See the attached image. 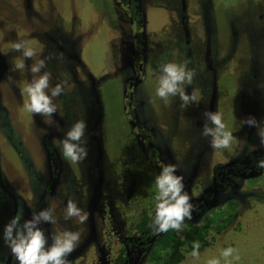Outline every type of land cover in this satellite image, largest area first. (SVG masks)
I'll use <instances>...</instances> for the list:
<instances>
[{"label": "rangeland", "instance_id": "rangeland-1", "mask_svg": "<svg viewBox=\"0 0 264 264\" xmlns=\"http://www.w3.org/2000/svg\"><path fill=\"white\" fill-rule=\"evenodd\" d=\"M120 1L0 0V260L8 247L4 226L52 207L57 223L41 225L49 243L52 233L65 229L81 234L69 264H113L128 238L142 234L135 229L142 212L150 227L154 178L175 164L193 205L191 219L223 211L232 216L219 234L211 233L198 257L186 253L179 264H264V169L256 166L264 146L257 130L241 123L249 115L264 123V0H130L137 6L133 22L128 2ZM18 40L39 53L24 61V70H14L23 59L11 49ZM140 45L142 80L133 109L136 127L152 137L145 152L126 117L127 84L137 79ZM45 58L42 72L51 73V85L66 81L64 93L54 98L59 108L51 125L23 107L29 68ZM185 60L197 72L186 89L197 103L187 108L179 97L164 101L155 94L158 65ZM205 111L223 114L235 138L229 148L213 149L201 135ZM81 119L88 156L73 164L59 142ZM50 156L58 158L62 181L45 193L56 178ZM69 198L89 213L85 224L63 219ZM131 244L130 264H141L154 243ZM229 247L235 251L225 260L220 253ZM12 264H18L14 256Z\"/></svg>", "mask_w": 264, "mask_h": 264}, {"label": "clouds", "instance_id": "clouds-1", "mask_svg": "<svg viewBox=\"0 0 264 264\" xmlns=\"http://www.w3.org/2000/svg\"><path fill=\"white\" fill-rule=\"evenodd\" d=\"M11 49L20 52L23 57L16 63L14 70H24L25 60H31L39 53L26 46L24 40L12 43ZM46 59H37L31 64L29 71L31 80L26 84L23 91L27 99L23 104L24 109L34 115L45 117V123H53L52 116L58 112L59 106L54 103V98L62 95L65 91L66 81L51 85L52 75L43 71L46 67ZM190 61L185 60L179 64L175 62H162L158 65L156 95L164 101L170 97H179L182 107L187 108L197 103V97L187 92V86L193 84L197 75L195 68H188ZM11 79V77H9ZM204 123L201 135L210 138L209 143L213 149H227L234 141L231 131L226 130L223 114L219 111H205ZM242 125L254 127L261 146H264V123L257 121L251 115L242 119ZM87 124L84 120L75 121L65 132L59 142V148L63 158L73 164H78L88 156L86 147L87 140L85 131ZM257 167L264 169V159L257 161ZM178 169L175 164L164 165L154 178L155 209L150 227L154 234L167 232L168 230L182 231V224L186 219H191L193 205L189 195L184 190L183 176L177 175ZM65 221L75 220L79 224H85L89 213L77 206V203L69 198L62 213ZM56 224L57 217L52 207L33 212L28 220L21 222L20 217H14L3 229V239L16 258L18 264H69L67 256L78 246L81 240L79 231L62 230L58 233L45 235L42 224ZM199 242L192 244L191 256H199ZM229 247L221 250V257L227 260L234 253ZM208 264H220L219 259H211Z\"/></svg>", "mask_w": 264, "mask_h": 264}, {"label": "trees", "instance_id": "trees-1", "mask_svg": "<svg viewBox=\"0 0 264 264\" xmlns=\"http://www.w3.org/2000/svg\"><path fill=\"white\" fill-rule=\"evenodd\" d=\"M129 4H127V12L134 19L137 17V6L133 1L132 4ZM137 26H139V23H137ZM139 41L141 42V38ZM218 215L212 216L210 213H203L197 218L186 219L182 224L181 232L170 229L167 232L160 233L153 242V247L142 264H153L154 262L155 264H179L184 260L186 253L192 252V244L194 241L199 242V251L203 250L213 240L211 233L219 234L232 220L230 211H223ZM148 223V213L142 212L138 223L135 225V229L140 233H145L141 236L142 239L151 232ZM125 258V248H121L114 258L113 264H124Z\"/></svg>", "mask_w": 264, "mask_h": 264}, {"label": "flooded vegetation", "instance_id": "flooded-vegetation-1", "mask_svg": "<svg viewBox=\"0 0 264 264\" xmlns=\"http://www.w3.org/2000/svg\"><path fill=\"white\" fill-rule=\"evenodd\" d=\"M126 1L128 2V4L130 3V0H126ZM117 2L119 4L122 3L120 0H117ZM133 20L134 19H132L130 17V21L133 22ZM136 40H137V38H136ZM141 47L142 46L140 45V46H138L135 49V56H134V58H135V64H136V67H137L136 68L137 79H139L138 80V83L142 80V78H140V76L142 77V74L140 75V73H141V71H140V69H141L140 56H141V54H143L144 47H142V48ZM138 53L140 55H138ZM4 66H5L4 65V62H3L2 58L0 57V77L2 75H4ZM136 81L137 80H135V81L133 80V81H130L129 82V80H128V84H127L128 93H127V105H126L127 111H126V117L129 118V122H130L131 127H132L131 129L135 133V137L137 139H140V143H141L140 147L145 152L146 151L147 142L152 137H151L150 134L147 133V131H146L145 128H142L141 125L138 126V127H136L137 126V121H136L135 115H134L135 114V110L133 109V107H134V99H133V97H134V88L138 85V83L135 84ZM51 145L52 144L49 142V144L47 146V149L49 150V153H52L53 152V151H51L52 150V146ZM150 160L151 161L154 160L153 157H151ZM58 166H59L58 158L57 157L50 156V159L48 161V168L50 170V173H51L52 178H54V177H56V178L52 182L50 181V183H48L46 189L43 190L45 193L50 191V187L53 186V184H54L55 181H57V180H61L62 181V174H61L62 171H61V169L57 170ZM6 190H7V188H6ZM10 193L12 195V192H10ZM38 211H36V212H38ZM28 216H29V219H30L31 216H32V214L29 213ZM144 234L142 233L139 237H133V238L130 237V238H128L130 243L129 244H125V246L122 247V248H125V254H126L125 261H126V263L128 262V264H130V262H131V257H132V253L130 252V245H132L131 243H133V245L134 244L135 245H139V244H143V243H147V244L153 243L155 241V239H157V237L160 235V233L159 234H154V231L151 230L150 234H147L145 236V238H144L145 240H144L141 237ZM123 243H125V240L123 241ZM9 251H10V248L7 247V254H5V257L0 260V264H5V262L7 260V257H8V254H9ZM12 260H13V254L11 253V260H10V262L8 264H12ZM125 261H124V264H125Z\"/></svg>", "mask_w": 264, "mask_h": 264}, {"label": "water", "instance_id": "water-1", "mask_svg": "<svg viewBox=\"0 0 264 264\" xmlns=\"http://www.w3.org/2000/svg\"><path fill=\"white\" fill-rule=\"evenodd\" d=\"M144 45V44H143ZM137 81L135 82V84L136 83H138V80L139 79H136ZM10 260H11V250L9 251V254H8V257H7V260H6V262H5V264H8L9 262H10Z\"/></svg>", "mask_w": 264, "mask_h": 264}]
</instances>
